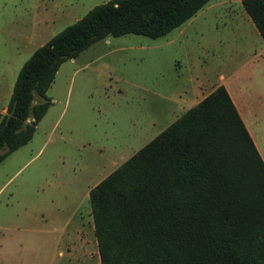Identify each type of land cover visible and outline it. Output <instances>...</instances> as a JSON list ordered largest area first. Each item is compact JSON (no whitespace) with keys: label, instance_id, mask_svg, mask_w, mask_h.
Listing matches in <instances>:
<instances>
[{"label":"trees","instance_id":"obj_1","mask_svg":"<svg viewBox=\"0 0 264 264\" xmlns=\"http://www.w3.org/2000/svg\"><path fill=\"white\" fill-rule=\"evenodd\" d=\"M209 0H107L35 48L0 116V162L32 136L58 66L124 34L155 39ZM264 40V0H241ZM99 264H264V163L219 85L87 194Z\"/></svg>","mask_w":264,"mask_h":264},{"label":"rangeland","instance_id":"obj_2","mask_svg":"<svg viewBox=\"0 0 264 264\" xmlns=\"http://www.w3.org/2000/svg\"><path fill=\"white\" fill-rule=\"evenodd\" d=\"M34 1L0 0V67L5 68V79L0 81V105L4 99L7 100L6 95L12 90L16 73L31 52L47 40L49 34L54 35L64 26L71 24L69 20H55L51 23L44 19L39 24L38 30H34L43 36L29 38V32L33 29L31 25L34 26L31 21ZM92 2L96 1H88L85 8L93 7ZM128 37L151 40V38L136 34L110 37L109 42H105L104 39L98 40L75 58L73 66L87 63L81 72L75 75L60 72L56 74L52 81L57 84L61 80L60 86H52L51 90L56 89L57 92L64 93L68 83L72 88L69 106L67 112L62 115L61 123L41 148L44 136L32 150L26 153V159L34 157L17 172L18 165L14 167L9 165L3 170L8 158L1 162L0 264H99L92 218L84 189L104 177L163 130L172 122V115L167 103H160L156 97L146 95L140 90L129 94L130 87L127 85L126 88L123 87L122 93L116 94L113 91L107 94L113 96L111 97L113 99L115 97L118 99L117 105L113 104L111 108V115L113 119L116 118V127L124 125L127 111L138 113L144 111L142 118L145 120V126L142 133L129 135L133 137L132 141L112 145L108 139L104 140V138H109V133H106L109 127L97 137V139H102L97 147L78 142L75 134L68 135L64 141L56 140V135L69 112L74 108L79 89H84L82 97L86 96L88 100H91L102 92L101 89L103 90L105 85L112 83L125 85L124 81L142 83V80L145 84L157 85L159 83V70L165 69L164 60H159L158 64L156 62L152 64L153 61H150L152 53L138 50V48L133 50L132 47H136L138 43L131 41ZM154 55L159 58L158 51ZM189 57L195 59L196 55L190 54ZM198 59L200 62L203 59L204 66L212 70L213 65H210L206 55H198ZM141 95L145 96L144 99L140 97ZM130 96L132 97L129 98ZM55 107L58 105L55 104ZM60 107L61 105L59 109ZM103 126H108L106 120ZM120 132L116 134V137L124 136ZM38 136L39 131L34 134L33 139ZM8 178L7 183L1 187ZM45 179L48 186L35 189L36 184ZM63 180H68L66 183L70 185L71 190L59 186L58 182ZM16 188L18 191H15ZM38 209L54 213L47 216L50 224L52 223L50 220H56L53 224L55 226L54 235L59 232L58 223L69 219L65 231L69 233L74 228L78 230L71 232L70 245L62 246L55 236V246L52 249L51 246L42 245V237L36 231H21L12 228L18 221H32L35 228L39 227L43 220L36 212ZM59 251H63V255H59Z\"/></svg>","mask_w":264,"mask_h":264},{"label":"crops","instance_id":"obj_3","mask_svg":"<svg viewBox=\"0 0 264 264\" xmlns=\"http://www.w3.org/2000/svg\"><path fill=\"white\" fill-rule=\"evenodd\" d=\"M88 1H96L92 2L91 5H97L107 0H35L32 4L31 16L34 26L33 24L31 25V29H33L29 32L28 37L43 36V34H39L38 31L36 33L34 30H38L39 24L44 19L51 23L55 20L75 22L89 10V8H85ZM49 35L46 38L47 40L53 36L52 34ZM109 38H104V41L109 42ZM128 38L138 43L136 47L130 46L133 50L138 48V50L152 53L150 56V61H153L152 64H155V62L158 64L159 60H164L165 69L159 70L158 86L152 83H150L151 85L145 84L143 80L142 83L139 81H124L126 82L125 85L112 83L113 85H105L106 87L103 90L100 88L102 92L91 100H88L86 96L82 97L84 89H79L74 108L64 120L58 135H56V140L64 141L68 135L75 134L78 142H85L87 145L97 147V145H100L98 142L102 140L97 139V137L104 130H108L109 127L106 132L109 133V138H104V140L108 139L112 145L132 141L133 137H129V135L142 133L145 126V120L142 118L144 111L140 113L131 110L127 111L124 117V125L116 127V118L113 119L111 108L113 104L117 105L118 99L117 97L113 99L111 98L113 96L107 94L113 91L116 94L122 93L127 85L130 87L129 94H134L137 90H140L146 95L156 97L160 103H167L166 105H168L172 115L171 121L195 105L197 101L205 97L214 88L221 85L226 90L256 151L264 163V40L244 11L241 0H209L192 17L161 37L151 40L138 39L136 37ZM156 51L159 52V58L154 55ZM190 54H195V59L190 58ZM198 55H206L208 57L210 65H213L211 67L212 70L204 66L203 59L200 62ZM76 57L62 62L54 76L59 74V72L70 73L71 75L81 72L87 66V63L73 66L75 65L74 60ZM216 67L219 68L216 69ZM2 79H5V68L2 69L0 67V81ZM60 81L57 84L55 81H51L49 84L45 92V95L50 100L49 106L35 125L31 138L1 161L3 162L8 158L3 170L9 165L13 167L18 165L16 172L22 168L34 157L31 156L26 159V153L32 150L44 136L41 148L49 139L50 134H53L61 123L62 115L67 112L69 106L72 88H70L68 83L64 93L57 92L56 89L51 90L52 86H60ZM81 84L83 85V81H81ZM10 94L11 92L7 93V100L4 99V102L0 105V116L5 113ZM68 95L69 98L67 99ZM140 97L144 99L143 97L145 96L141 95ZM55 104L58 107H55ZM59 105H61L60 109ZM104 120L108 123L106 127L103 126ZM38 131L39 136L33 139L34 134ZM119 131L124 135L121 138L116 137ZM110 135L114 137L111 138ZM104 177L86 186L84 193L88 194L89 189ZM8 180L9 178L5 180L1 187ZM66 181L68 182V180L59 181V186L71 190L70 185H67ZM47 184L46 179L41 180L36 184L35 189H39L42 186L47 187ZM16 189L15 191H18ZM31 211L35 212L32 209ZM43 211L41 209L36 211L43 220L39 227L35 228V224L32 221H18L12 228L15 230L20 229L21 231H36L42 237V245L51 246L52 249L55 246V236H57V240L62 246L70 245L71 232L77 229L74 228L71 232H66L65 230H67L66 227L69 223V219H67L58 223L59 232L54 235L55 226L53 224L56 220H50L51 224L47 220V216L54 213ZM58 254L63 255V251H59Z\"/></svg>","mask_w":264,"mask_h":264}]
</instances>
